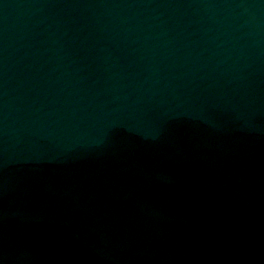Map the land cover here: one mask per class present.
<instances>
[{"label":"water","instance_id":"95a60500","mask_svg":"<svg viewBox=\"0 0 264 264\" xmlns=\"http://www.w3.org/2000/svg\"><path fill=\"white\" fill-rule=\"evenodd\" d=\"M0 264H264V0H0Z\"/></svg>","mask_w":264,"mask_h":264}]
</instances>
